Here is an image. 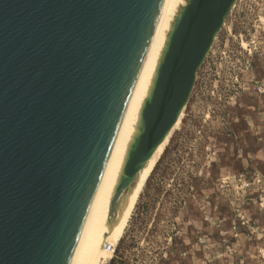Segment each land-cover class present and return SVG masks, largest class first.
<instances>
[{"label":"water","instance_id":"95a60500","mask_svg":"<svg viewBox=\"0 0 264 264\" xmlns=\"http://www.w3.org/2000/svg\"><path fill=\"white\" fill-rule=\"evenodd\" d=\"M164 0H0V264H70ZM236 0H188L131 177L186 106Z\"/></svg>","mask_w":264,"mask_h":264},{"label":"rangeland","instance_id":"374dc122","mask_svg":"<svg viewBox=\"0 0 264 264\" xmlns=\"http://www.w3.org/2000/svg\"><path fill=\"white\" fill-rule=\"evenodd\" d=\"M108 264H264V0L235 1Z\"/></svg>","mask_w":264,"mask_h":264},{"label":"bare ground","instance_id":"6f19581e","mask_svg":"<svg viewBox=\"0 0 264 264\" xmlns=\"http://www.w3.org/2000/svg\"><path fill=\"white\" fill-rule=\"evenodd\" d=\"M187 2L188 0L163 1L141 69L70 264H108L113 258L115 248L123 238L148 179L164 154L173 133L181 125L184 108L171 129L141 163L135 174L131 177L125 175L129 154L143 127V108L151 97L170 35ZM243 45L245 47V43Z\"/></svg>","mask_w":264,"mask_h":264}]
</instances>
